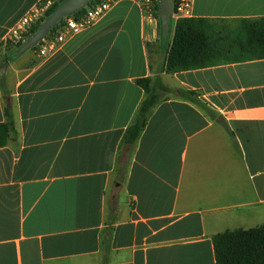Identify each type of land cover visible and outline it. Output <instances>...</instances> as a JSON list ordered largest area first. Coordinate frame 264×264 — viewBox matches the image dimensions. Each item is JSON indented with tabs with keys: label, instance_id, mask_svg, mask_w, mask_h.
I'll return each mask as SVG.
<instances>
[{
	"label": "crops",
	"instance_id": "0c3cea01",
	"mask_svg": "<svg viewBox=\"0 0 264 264\" xmlns=\"http://www.w3.org/2000/svg\"><path fill=\"white\" fill-rule=\"evenodd\" d=\"M40 1L0 0V264H216L215 236L263 226L264 59L163 73L176 22L163 38L132 0L46 59L11 57ZM192 1L213 23L264 18V0ZM157 76L171 92L126 144Z\"/></svg>",
	"mask_w": 264,
	"mask_h": 264
},
{
	"label": "trees",
	"instance_id": "16d2710c",
	"mask_svg": "<svg viewBox=\"0 0 264 264\" xmlns=\"http://www.w3.org/2000/svg\"><path fill=\"white\" fill-rule=\"evenodd\" d=\"M65 0H59L46 13L51 16L56 8ZM86 9L77 11L74 16L85 13ZM160 7L155 10L159 18ZM44 20L37 21L30 31L32 35ZM212 21L201 18H184L175 23L172 43L169 46L163 73L175 74L184 71L204 69L224 62L225 51L216 38ZM237 37L230 44L228 54H236L242 60L264 59V18L258 20L239 21ZM55 30V28L53 29ZM53 30L51 32H53ZM23 43L6 42V52L13 57ZM35 46L32 48L34 50ZM233 54V55H234ZM8 57V55H7ZM137 84L144 90L145 99L136 113L135 119L125 136L126 144H134L147 125L150 113L164 94L171 92L159 76L150 79H139ZM192 92L181 91V96L192 100ZM7 122L0 124V147L7 144L9 137L16 132L12 113L6 111ZM216 264H264V225L251 229L229 230L213 239Z\"/></svg>",
	"mask_w": 264,
	"mask_h": 264
},
{
	"label": "built area",
	"instance_id": "2783aa9c",
	"mask_svg": "<svg viewBox=\"0 0 264 264\" xmlns=\"http://www.w3.org/2000/svg\"><path fill=\"white\" fill-rule=\"evenodd\" d=\"M59 0H41L36 8L27 15L19 27L14 31L9 40L14 44L24 43L28 39L31 27L39 20L46 19V13ZM122 0H93L84 8L85 13L74 16H66L53 32L37 45V55L40 59H46L64 45L72 36L84 31L102 19L110 9ZM138 3L145 16L154 17L155 10L159 6L158 0H132ZM192 0H173L171 20L177 21L184 18H192Z\"/></svg>",
	"mask_w": 264,
	"mask_h": 264
},
{
	"label": "water",
	"instance_id": "95a60500",
	"mask_svg": "<svg viewBox=\"0 0 264 264\" xmlns=\"http://www.w3.org/2000/svg\"><path fill=\"white\" fill-rule=\"evenodd\" d=\"M93 0H65L61 3L54 13L46 18L41 26L28 37L16 52V56L24 54L41 42L49 32L57 26L66 16L75 14L77 11L86 8ZM160 7V22L162 37L166 38L171 26V16L173 11V0H158Z\"/></svg>",
	"mask_w": 264,
	"mask_h": 264
},
{
	"label": "rangeland",
	"instance_id": "374dc122",
	"mask_svg": "<svg viewBox=\"0 0 264 264\" xmlns=\"http://www.w3.org/2000/svg\"><path fill=\"white\" fill-rule=\"evenodd\" d=\"M240 24L238 23H224V22H219V23H212L213 31L215 33L216 38L219 40L221 43V47L225 51V56L224 60L226 58H239L236 54H228L227 49L230 48V44L232 41H234L237 37V32ZM167 43H168V38H167ZM167 46V44H166ZM30 51V50H29ZM229 51V49H228ZM28 53L26 51L24 54Z\"/></svg>",
	"mask_w": 264,
	"mask_h": 264
}]
</instances>
